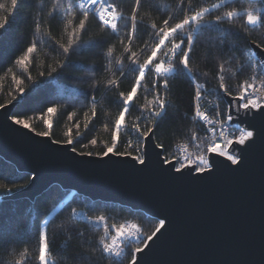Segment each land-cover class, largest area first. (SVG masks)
I'll list each match as a JSON object with an SVG mask.
<instances>
[{"label":"trees","instance_id":"16d2710c","mask_svg":"<svg viewBox=\"0 0 264 264\" xmlns=\"http://www.w3.org/2000/svg\"><path fill=\"white\" fill-rule=\"evenodd\" d=\"M73 2V0H68ZM117 3L119 9L125 16L131 15V9L135 0H109ZM219 0H191L192 7H210ZM0 3H10V0H0ZM52 0H24L18 9L12 24V31L8 40L0 44V104H9L13 96H16L17 106L13 116L29 122L36 132L48 131L40 114L53 105L59 106L56 114H45V119L53 121L51 137L54 140H65V133L72 129L75 137L76 123L79 122V131L82 133L78 143L73 147L80 153L101 152L105 144H111L113 121L123 107L117 103L118 93L131 90L135 81L136 73L127 70L129 61L128 53L124 52V44H127L125 33L127 29L121 22V31L118 35L113 34L110 29H105L98 22L97 17L90 13L86 22V29L81 33V41L92 43V47L84 50L76 49L69 53V66L63 69L66 78L65 83L75 85L86 95L70 96L66 94L60 81L48 85H40L46 79L48 65L56 66L57 60H62L61 50L55 41L67 43L68 35L64 31V22L59 17L50 18L47 12L51 7ZM188 6V0H143L137 19L143 18V24L138 27L135 39L132 43V51L141 52L143 59L150 54L155 42L152 39L153 30L150 23L155 21L162 26L163 19L170 13L175 14L171 23H176L183 18L182 8ZM252 6L250 0H227L225 7L213 10L205 19L212 21V25L203 30V34L197 36L196 44L190 57V65L195 73L198 83L204 84L207 88L219 90L218 71L221 63L225 66L224 83L229 90L234 91L237 85L244 80L251 81L252 72L249 67L250 45L255 42L264 46V26L249 27L245 25L243 17H238L231 24L227 20L219 27L216 26L213 17L223 15L231 8L243 10ZM76 23L80 17L79 11L73 14ZM72 19L73 17H68ZM35 22L40 23L41 33H49L43 39L35 32ZM231 28V31L226 29ZM71 26L68 32H71ZM124 37V44L121 38ZM35 40L37 51L32 55V62L29 64V72L32 79L26 78L20 66L14 63L15 59L23 55L28 45ZM147 46L145 47V45ZM109 46L114 47L115 57H124L125 71L127 75L119 80V87L105 90L103 80L108 77L116 78L120 73L116 71L118 65L112 57L107 56ZM112 61L111 71L108 70L109 61ZM80 65H83L82 67ZM45 72V77L39 73ZM13 73L24 81L25 93L18 94L15 84L12 81ZM113 73L115 75L113 76ZM152 73H147L143 87L138 91L135 100L136 107L131 109L128 116L129 122L139 115L138 106L152 99L150 91ZM81 77V79H74ZM101 81L99 90H93L91 84L94 81ZM149 89V91H145ZM194 87L191 81L183 72L170 80L167 98L170 101L165 118L161 121L156 130L155 140L157 144L164 145V156L169 158L173 147L183 141H192V134L195 133L197 140L194 144H200L205 133L199 132L198 123L192 118L194 111L193 97ZM95 96L97 115L89 124L87 130L84 125L87 118L91 116L90 99ZM223 107L225 104L221 101ZM69 119V114H73ZM105 125L108 127L106 128ZM143 127V123L141 124ZM198 131V132H196ZM201 135V136H200ZM93 138L97 139L96 145L89 143ZM128 139L135 144L136 135L128 131L121 132V140L116 151H132L133 156L137 153L128 147ZM31 175L19 172L17 168L0 156V264H15L21 253L27 249L28 259L26 264H38L39 252V230L46 221L48 225L49 242L52 257L56 264H83L77 259L82 252L93 256L89 264H113L111 260L102 256L97 248L98 238L103 234V228L96 227L86 221L77 219L71 214V209L86 214L89 217L105 215L108 223H124L132 221L142 226L145 232L150 233L158 223L143 212L134 211L117 204L92 201L75 192L63 190L59 186H52L34 202L28 199L3 200L2 198L26 187ZM23 185V187H20ZM5 188L12 189L5 192ZM135 246V245H134ZM95 249V251H93ZM130 259V257H129ZM126 264V262H125Z\"/></svg>","mask_w":264,"mask_h":264},{"label":"snow or ice","instance_id":"6c2138e0","mask_svg":"<svg viewBox=\"0 0 264 264\" xmlns=\"http://www.w3.org/2000/svg\"><path fill=\"white\" fill-rule=\"evenodd\" d=\"M24 0H10V3H0V44L5 43L12 31V24L18 9ZM252 6L237 10L231 8L224 12L223 15H216L213 17L217 27L222 25L225 20L231 24L235 18L243 17L245 25L249 27L264 26V0H250ZM143 0H135V3L131 9V15L125 16V14L119 9L117 3L109 2V0H52L51 7L47 12V16L55 18L59 16L64 22V31L68 35L67 43H60L55 41L61 50L60 54L63 56L62 60L56 61V66L48 65V71L46 79L41 82L40 85H35L34 88H38L41 85H48L55 81H60L63 85V89L66 94L70 96L86 95L75 85H69L65 83V77L63 75V69L69 66V53L76 49L84 50L92 47V43L82 42L81 33L86 29V22L89 18V14H94L98 22L105 29H110L113 34L118 35L121 31V22L123 27L127 29L125 36L127 44H124V37L121 38L120 43L124 44V52L128 53L127 60L129 64L127 66L128 71L136 73L134 84L131 90L127 93L119 92L117 103L123 105L119 110L118 115L113 121L111 144H105L104 150L101 152L80 153V155L87 156H100L108 157L110 155L116 156H128L131 158L132 166L137 165L140 169L148 167L153 162V155L159 160L160 166L163 169L164 165H169L168 169L164 171L171 172L173 175H184V170L190 176L193 173L199 174L193 176L194 179L200 178L203 174L211 175V171L214 169V164L217 162L209 160L208 156L204 153H216L220 156H225L232 165H239L242 162L243 153L249 144L255 143V139L259 136L260 139H264V80L257 83L258 76H264V46L256 44L250 45L249 51V67L253 68V75L251 82L244 80L239 85V91L233 96V93L229 91L228 85L224 83V73L226 71L223 63L219 65L218 79L219 91L224 95L231 97L229 101L228 112L224 120L210 118L207 111H201V101L203 99L202 93L204 88L200 85L196 79L198 73H195L190 65V57L196 44L197 36L203 34V30L212 25V21L205 19L213 10L225 7L227 0H219L218 3L212 4L210 7H201L194 9L191 4V0H188V6L182 8L184 16L176 23H171L175 19V14L170 13L169 16L162 21V26H158L155 21L150 23V28L153 30L152 39L155 42L154 47L151 48L150 54H148L141 62V52L132 51V43L135 39L138 27L143 24V18L137 19L139 10L142 6ZM181 4H184V0H181ZM79 11L80 17L78 24L75 22L76 17L73 15ZM72 16V19L68 17ZM71 26V32H68V27ZM231 31V28L226 29ZM35 32L43 39V36L49 33H41V27L39 22H35ZM50 39H54L50 37ZM147 44L145 45V47ZM37 51V43L33 40L23 55L17 57L14 63L21 67L22 71L26 73V78L31 80V74L29 72V64L32 62V55ZM107 56L112 57L115 60L116 71L120 73L119 77L103 80V87L105 90L110 91L112 88L119 87V80L127 75L125 71L124 57L114 56V47L109 46L107 49ZM81 67L83 65H80ZM112 61H109L108 70L111 71ZM183 72L185 76L191 81L195 95L193 97L194 104V116L196 119L206 122L211 126V137L206 142L204 148H200L197 144L198 152L196 155H192L187 151L186 146L177 147V151L181 152V157L173 156V159L160 156L159 152H155V149L164 150L163 144H157L152 142L151 150L148 148V143L156 134L161 121L165 118L170 101L167 98L169 91L170 80L176 77L179 73ZM147 73H152L151 80V94L152 99L147 100L146 103L138 106L139 115H136L131 122L127 119L131 109L136 107L135 100L138 95V91L143 87ZM115 73H113V76ZM39 76L45 77V72L41 71ZM74 79H81V77H74ZM12 81L15 84V90L18 94L25 93V88L22 86L24 81L16 76L12 75ZM101 87V81L97 80L91 84L93 90H99ZM149 91V89H145ZM17 97L13 96L12 100H16ZM12 100L7 103L11 104ZM91 116L87 118V122L84 127L87 130L92 119L97 115L96 104L98 103L95 96L90 99ZM6 104H0V108H5ZM59 110V106L53 105L47 107L44 112L40 114V118L44 120L48 131L36 132L35 128H32L28 121L11 117L12 121L16 125H20L25 129L36 133L38 136L51 137V129L53 127V121L45 119V114H56ZM236 119H239L241 123L247 124L246 128H238L236 131L239 135L229 138V133L224 131V126L228 121H233L234 115ZM73 114H69V119H72ZM143 123V127L141 124ZM219 126V131L217 130ZM75 139L72 135V129H69L65 136V140H54L53 144H67L73 145L79 142V138L82 133L79 131L80 124L76 123ZM107 128L108 126L105 125ZM131 130L135 133L136 141L133 144L131 139H128V147L132 148L137 155L133 156L132 151H116L117 145L121 140V132ZM252 129V130H248ZM192 142L197 140L196 134H192ZM223 141V147L217 145V141ZM97 139L93 138L89 141L91 145L97 144ZM247 142V143H246ZM233 144H239L245 146L241 149L240 153L230 152L229 149ZM71 151L76 153V148L72 147ZM178 165V166H176ZM34 175V174H33ZM23 187V185H20ZM12 189L5 188V192H11ZM76 209H71V214H76ZM94 226L102 227L103 234L99 236L97 248L102 256L111 260L113 264H142L143 255H146V249L149 248L150 242H154V238H158V234H162V230H165L166 220L160 219L155 228L150 233L145 232L141 225L128 221L125 223H108V218L105 215H98L94 219L92 217H85ZM51 221H46L39 230V252H38V264H56V260L52 257L48 225ZM135 245V246H134ZM95 251V249L93 250ZM130 257V259H129ZM27 249L21 253L19 259L15 261V264H26L28 259ZM77 259L82 261L83 264H89L93 259V256L87 252H82L77 256Z\"/></svg>","mask_w":264,"mask_h":264},{"label":"water","instance_id":"95a60500","mask_svg":"<svg viewBox=\"0 0 264 264\" xmlns=\"http://www.w3.org/2000/svg\"><path fill=\"white\" fill-rule=\"evenodd\" d=\"M16 106L12 102L0 108V156L31 179L3 200L34 202L56 185L158 221L167 217L166 229L150 242L146 255L137 254L143 255L142 264H264V139L257 136L248 145L239 167L209 153L210 162H217L211 175L194 179L199 174L190 176L185 169L177 178L179 174L163 170L169 165L161 168L155 155L140 169L128 156L73 153V145L53 144L52 137L14 124ZM233 123L248 127L239 119ZM153 141L154 136L150 150ZM244 147L239 145L238 153ZM155 152L165 157L160 149Z\"/></svg>","mask_w":264,"mask_h":264},{"label":"built area","instance_id":"2783aa9c","mask_svg":"<svg viewBox=\"0 0 264 264\" xmlns=\"http://www.w3.org/2000/svg\"><path fill=\"white\" fill-rule=\"evenodd\" d=\"M263 37H264V33H263ZM250 69H251V72L253 75L254 70L251 67H250ZM261 80H264V76H258L257 77V83H259ZM249 82H251V81H249ZM199 84L202 85L204 88V91L202 93L203 99L201 101V111H207V114L209 115L210 118L224 120L226 118V115L228 112V105H229V102H227V100L225 98L226 95H224L222 92H220L217 89L214 90L212 88H207L202 83H199ZM237 87H239V85H237ZM237 87L234 91L229 90L233 93V96H235L236 93L239 91V90H237ZM222 100H223V103L225 104L224 107H223V104L221 103ZM233 115H234V113H233ZM192 118L195 121V123H198L199 126L197 127V129L198 130L200 129L199 132H201L202 134H203V132L205 133V135L203 134L204 138L200 141V144H199L200 148L202 149V148H204L206 142L209 140V138L212 135L211 126L208 125L206 122H203V121L196 119L194 116V111H193ZM234 119H236L235 115H234ZM234 119H233V121H234ZM233 121H228V123L224 126V131L229 133V138H232V136H235V135H239V132L236 131V129L243 128L242 126L233 123ZM217 130L219 131V126H217ZM196 132H198V131H196ZM217 145L219 147H223V141L218 139ZM179 146H186L187 151L190 154H192L193 156L196 155L198 152L197 146H194L192 141H183V142L177 143L173 147V150H172L168 159H170V160L173 159V156L181 157V152L177 151V147H179ZM238 146H239V144H233L230 147L229 151L233 152V153H238ZM204 154L207 156L209 155V153H207V152H205ZM223 157H225V156H223ZM73 216L76 217L77 219H80V220H83V221H86V222L92 224L89 220L85 219V217H89V216H87L86 214H84L82 212L76 211V214ZM92 218L94 219V217H92ZM126 222H128V221H126Z\"/></svg>","mask_w":264,"mask_h":264},{"label":"bare ground","instance_id":"6f19581e","mask_svg":"<svg viewBox=\"0 0 264 264\" xmlns=\"http://www.w3.org/2000/svg\"><path fill=\"white\" fill-rule=\"evenodd\" d=\"M237 90H239V87H237ZM244 128V127H243Z\"/></svg>","mask_w":264,"mask_h":264},{"label":"rangeland","instance_id":"374dc122","mask_svg":"<svg viewBox=\"0 0 264 264\" xmlns=\"http://www.w3.org/2000/svg\"><path fill=\"white\" fill-rule=\"evenodd\" d=\"M167 158V157H166ZM76 218V217H75ZM132 222V221H131ZM135 223V222H134Z\"/></svg>","mask_w":264,"mask_h":264}]
</instances>
